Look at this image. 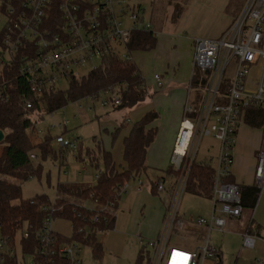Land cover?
<instances>
[{"label":"built area","instance_id":"2783aa9c","mask_svg":"<svg viewBox=\"0 0 264 264\" xmlns=\"http://www.w3.org/2000/svg\"><path fill=\"white\" fill-rule=\"evenodd\" d=\"M0 5L7 9L6 13L0 12L6 18L1 37L0 70L5 63H13L14 57L22 54L19 74L28 79L31 94L38 98L59 90V81L67 80L71 74L79 76L80 69L97 68L96 60L118 56L122 61L133 62V53L128 49L132 33L138 30L153 32L154 29L138 0H0ZM194 47L192 77L200 72L202 78L198 85L205 83L204 95L196 101L193 86H189L172 151L173 185L168 190L163 182L155 184L157 192L169 195L161 234L156 239L141 242L148 250L149 264H201L203 260L215 259L217 251L210 243L211 232H225L227 220L240 219L244 213L240 186L226 179L231 178L236 134L246 109L251 105H264V0H248L239 18L219 39H198ZM253 71L258 75L255 79L251 76ZM154 79L162 84L158 74ZM228 81L229 87L224 93L222 90ZM5 84L0 83V101L3 102L9 100L3 90ZM105 92L112 96L103 101L104 106L110 102L115 107L121 104L122 95L117 93V87H109ZM26 106L32 108L30 102ZM67 125L65 121L64 126ZM36 134L45 133L38 131ZM262 136L255 171V181L261 191L264 188V126ZM208 138L220 143L216 162L208 161L215 167L212 216L197 220V226L208 229L205 246L188 252L170 241L179 222L182 197L188 190L191 166L197 159L201 141ZM55 142L63 150H79L77 142L64 136H56ZM31 158L36 159L33 155ZM138 185L141 190L142 182ZM130 187L127 181L119 195L126 194ZM53 212L54 209L51 215ZM55 221L48 217L38 231L41 256L45 259L60 257L68 264H81L82 245L77 242L61 245L54 230ZM28 237L24 231L23 238ZM242 242L243 252L254 249L257 241L253 235L245 234ZM16 254V249L8 246L0 234V264ZM257 264L263 263L258 260Z\"/></svg>","mask_w":264,"mask_h":264},{"label":"trees","instance_id":"16d2710c","mask_svg":"<svg viewBox=\"0 0 264 264\" xmlns=\"http://www.w3.org/2000/svg\"><path fill=\"white\" fill-rule=\"evenodd\" d=\"M143 1V0H139ZM156 4L153 8V22L156 18L164 16V3H174L176 0H150ZM160 6H162L160 8ZM175 6L173 18L179 19L181 8ZM4 5H0V12L6 13ZM158 16V17H157ZM2 32L0 33V46L2 45ZM157 41L153 32L138 30L133 32L128 49L134 54L138 51H151ZM22 54L14 57L13 63H5L0 70V83L5 84L4 91L8 94V101H0V132L5 133L4 140L0 142V234L7 245L15 248L18 237H21L20 248L23 254L33 259V264H68L64 258L55 257L45 259L41 256V244L37 239L38 231L48 217L63 220L72 225V236L69 238L57 233L61 245L79 243L91 248L94 259L100 261L104 248L97 242L99 232L112 231L116 225V210L120 199V189L131 179H140L147 173L148 150L155 143L157 128L155 122L159 118L157 112L146 114L140 121L133 124L129 134L124 139L123 163L118 164L113 155L98 146L97 155L90 156L91 165L104 163V172L95 185L58 184L57 198L53 203L45 195H37L31 200L23 198V191L19 183L42 176V166L35 167V161L40 156L44 161L56 156L52 145L53 138L44 136L42 141L33 142L29 133L35 131L39 119L55 113L72 101L78 102L84 98H97L98 94L109 87H117L121 96V104L117 110L132 109L144 102L148 97L144 79L139 72L138 65L133 62L122 61L118 56H108L102 59L99 67L90 71L86 76L71 74L67 81L70 88L67 91H53L43 98L35 97L30 92V83L26 77L19 74ZM200 72L193 75L192 86L199 84ZM229 81L224 84L222 92L226 93ZM30 102L32 108L28 109L26 103ZM244 124L253 129L264 126V105H251L247 108L243 120ZM123 124L116 130L114 140L125 129ZM68 149L63 150L62 153ZM69 151V150H68ZM36 159H32L31 156ZM82 154L80 153V156ZM82 157V156H81ZM80 158V157H79ZM64 163L61 164L63 166ZM188 180L190 193L211 200L213 176L215 167L205 160L194 161L191 166ZM167 170L168 176H173L171 169ZM228 183L231 178L226 179ZM243 197V211H253L259 200L261 190L257 184L240 187ZM155 195V187H153ZM92 208V209H91ZM53 214L51 215L52 210ZM29 234L23 238V232ZM138 264H149V253L144 245ZM4 264H20L17 254L5 259Z\"/></svg>","mask_w":264,"mask_h":264},{"label":"rangeland","instance_id":"374dc122","mask_svg":"<svg viewBox=\"0 0 264 264\" xmlns=\"http://www.w3.org/2000/svg\"><path fill=\"white\" fill-rule=\"evenodd\" d=\"M138 2L139 4H142L145 9L147 18L152 15L153 8L156 4L151 3L150 0H138ZM126 24H128V22H126ZM5 25L6 18L1 14L0 33ZM100 64V60H96L94 63L97 67ZM93 69V67L80 69L78 73L86 76ZM139 70L141 77L147 81L148 87L151 88L152 84L149 81V77L154 75V72L160 71L158 65L149 68H140ZM251 76L255 79L258 76L257 72L253 71ZM200 78H202V76H200ZM59 82V90L63 92L69 90L70 83L67 80L64 79ZM204 87L205 83H200V85L195 84L193 87V98L198 102L204 95ZM98 96L99 97L95 99L84 98L78 102L70 101L64 108L37 121L34 127L35 132L29 133L30 138L36 139L37 141H42L44 136L53 138L52 145L56 152V156L45 161L39 156L35 161V167L39 164L42 166V176L40 178H32L22 183L12 181L21 186L23 198L25 200H31L37 197V195H45L50 202L53 203L57 198L58 184L95 185L98 179L97 174L104 172V163L100 160L99 164L91 165L89 157L93 155L98 156V146H101V148L106 151H111L112 147H115L120 139V136H118V139L114 140L116 135V124L121 126V124H124V122L126 123L127 120H132L134 122V112L149 108L152 97V95L147 97L144 102L140 103V105L133 109L125 108V110H117V108L112 105V102L107 106L103 105V101L110 100L112 96L110 93L102 91ZM193 105H195V103H193ZM65 121H68V125L66 126L68 131L56 126L51 127L55 124L62 126ZM241 127L243 129L246 128L245 125H242ZM155 128H157V131L159 132L157 124L155 125ZM38 131H44L45 134L39 136L36 134ZM60 134L71 141L77 142L79 150L76 152L67 150L62 153L61 147L55 142V137ZM114 142L116 143L114 144ZM168 145L169 141L165 143V139L157 136L155 143L150 147L147 153L149 170L140 177L143 185H145L144 189L141 191L137 190V187H139L138 179H131L129 181L131 187L120 199L121 201L118 205L120 210L118 209L119 212L116 211V216H118V218L114 230L100 232L96 235L97 242L103 246L105 251L103 257L100 261L94 259L91 248L84 245L82 246V252L80 254V262L82 264H120L118 261L114 260L109 253H107L108 249L111 251H119L123 247L122 244L127 238L129 239V237L132 236L136 237L138 234H141L140 237L137 236L139 245H142L141 242L143 241L146 242L154 239L152 237L153 234L150 233L156 231L155 229L158 228L159 225L161 229L166 206L168 205L169 193H158L155 188L156 194H159L155 195L153 193V187H155V184H158V181H160L163 182L165 187L169 190L174 181L173 176L165 175L163 172L167 167L163 169L155 164V162H161L165 158V153L167 152L166 146ZM219 145L220 143L214 139H203L200 143L197 160H205L207 162L214 160L216 162ZM156 147H158L159 150H157ZM80 153L82 154V157L80 156ZM121 155L122 158L119 155L118 161L122 160V162L118 164L123 163L124 155ZM113 157L115 159L114 155ZM154 158H156V160ZM62 163H64L63 166H61ZM62 170H64V172H62ZM163 177L164 180H162ZM0 180L11 181V179L8 178L7 180L5 178H0ZM211 212L212 204L210 200L200 198L189 191L183 195L179 210V219L191 217L194 220H197L198 218L209 216ZM174 229V233L171 237L173 239V244H176L178 247L179 240H185V238L188 244H193L195 240L190 234H179L178 221ZM54 230L56 233H59L66 238L71 237L73 234L71 224L63 220L55 221ZM220 237L221 234L213 233L212 241L215 242L219 240ZM20 240L21 237H18L15 246L18 262L24 264L25 261V264H33V259L29 255L23 254V251L20 248ZM170 243L172 244L171 241ZM141 247H143V245ZM254 251V249L248 251L243 259L237 257L238 253L236 250L223 251V264H255L256 257H254ZM245 260L246 262L241 263Z\"/></svg>","mask_w":264,"mask_h":264},{"label":"crops","instance_id":"0c3cea01","mask_svg":"<svg viewBox=\"0 0 264 264\" xmlns=\"http://www.w3.org/2000/svg\"><path fill=\"white\" fill-rule=\"evenodd\" d=\"M247 1L248 0H176L172 4L164 3L163 18L160 19L155 16L154 22L152 11V15H150L148 19H150L154 28L153 31L157 38L156 44L153 50L138 51L132 56L139 69L158 65L160 70L158 71L159 73L154 72L153 74H158L160 76L162 84H158L156 79H154V75L149 77V81L152 84L151 88L148 87L147 81L144 80L148 97L152 95L151 105L149 108L144 109L145 111L140 110L134 112V122L132 120H127L126 123L124 122L126 127L120 133L121 135H119V143H117L115 147L113 146L111 151H108L115 156L117 163L122 162V160L118 161V156L120 155L122 158L121 154H123L124 139L129 134L133 124L140 121L146 114L157 112L159 115V118L155 122L159 127L157 136L165 139V143L169 141V145L166 146L167 152L165 153V158L161 162H155V164L163 169L167 167L166 170L163 171L165 175H167L166 171L171 167L172 151L183 119L184 106L189 95L188 89L193 80L194 44L198 39L211 41L219 39L239 18ZM176 4H178V7L182 10L178 20L173 18ZM161 7L162 6H160V8ZM242 125H245L244 122H242L238 129L233 149L234 163L231 171V182H235L240 187H248L257 184L255 181V171L263 136L262 128L253 129L246 124V128L243 129L241 127ZM55 126L61 129L64 128L65 131H68L64 124L62 126L55 124L51 127ZM121 126H123V123ZM121 126L116 124L115 130ZM58 136L63 135L60 134ZM116 142H114V144ZM156 148L159 150L158 147ZM154 159L156 160V158ZM162 180H164V177ZM139 181L141 180L138 179V182ZM144 187L145 185L142 186L141 190H143ZM137 190L141 191L139 187H137ZM259 196L257 205L253 211H243L244 213L240 219H228L225 232H211L210 243L216 249L217 254L215 259L203 260L201 264H223V251L230 250H236L239 259L245 258V254L253 250L241 251L243 236L245 234H251L256 238L257 242L254 247V257H256L255 264H257L258 260L262 261L264 264V188ZM210 202L212 204V200H210ZM118 209L120 210L119 206L116 211H118ZM165 216L166 214L163 218V224ZM211 216L212 212L209 216H205L204 218L207 219ZM117 218L118 216H116V221ZM197 220L191 217L179 219V234H190L195 240L193 244H188L186 238L185 240H179L178 247L180 249L190 252L200 250L205 246V237L208 229L197 226ZM163 224L161 225V229L159 225L158 228L155 229L156 231L150 233L153 234L152 237L154 239L158 238L161 234ZM213 233L221 234L220 239L215 242L212 241ZM137 236L140 237L141 234ZM137 236L129 237V239L127 238L122 244L123 247L121 250L111 251L108 249L107 253L120 264H138L137 259L144 245L142 244L143 247L139 245ZM173 245L177 246L176 244ZM244 262H246V260L241 263Z\"/></svg>","mask_w":264,"mask_h":264},{"label":"water","instance_id":"95a60500","mask_svg":"<svg viewBox=\"0 0 264 264\" xmlns=\"http://www.w3.org/2000/svg\"><path fill=\"white\" fill-rule=\"evenodd\" d=\"M4 137H5L4 132H0V142L4 140Z\"/></svg>","mask_w":264,"mask_h":264},{"label":"snow or ice","instance_id":"6c2138e0","mask_svg":"<svg viewBox=\"0 0 264 264\" xmlns=\"http://www.w3.org/2000/svg\"><path fill=\"white\" fill-rule=\"evenodd\" d=\"M174 255H176V256H180L181 254H180V253H174ZM185 259H186V257H185Z\"/></svg>","mask_w":264,"mask_h":264}]
</instances>
